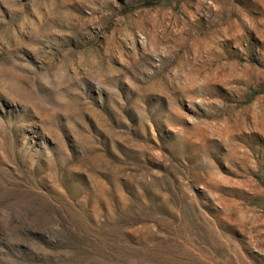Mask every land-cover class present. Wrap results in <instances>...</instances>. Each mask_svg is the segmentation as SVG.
I'll return each mask as SVG.
<instances>
[{
    "label": "rangeland",
    "instance_id": "obj_1",
    "mask_svg": "<svg viewBox=\"0 0 264 264\" xmlns=\"http://www.w3.org/2000/svg\"><path fill=\"white\" fill-rule=\"evenodd\" d=\"M0 264H264V0H0Z\"/></svg>",
    "mask_w": 264,
    "mask_h": 264
}]
</instances>
